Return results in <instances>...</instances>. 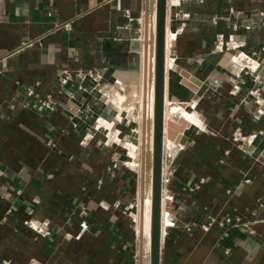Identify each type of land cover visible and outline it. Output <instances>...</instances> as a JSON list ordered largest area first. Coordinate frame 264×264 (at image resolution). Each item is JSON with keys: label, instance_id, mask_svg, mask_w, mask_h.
Wrapping results in <instances>:
<instances>
[{"label": "crops", "instance_id": "obj_1", "mask_svg": "<svg viewBox=\"0 0 264 264\" xmlns=\"http://www.w3.org/2000/svg\"><path fill=\"white\" fill-rule=\"evenodd\" d=\"M167 11L161 264H264V0ZM155 29V0H0V264H150Z\"/></svg>", "mask_w": 264, "mask_h": 264}, {"label": "water", "instance_id": "obj_2", "mask_svg": "<svg viewBox=\"0 0 264 264\" xmlns=\"http://www.w3.org/2000/svg\"><path fill=\"white\" fill-rule=\"evenodd\" d=\"M156 1L155 29V81L153 106V149H152V194H151V236L150 264H161L162 211H163V158H164V124L166 99V23L167 0ZM259 72V70H258ZM264 75V72H261ZM143 118L147 120V96L143 104ZM146 129H144L145 135ZM142 190L140 203V233L143 234L145 178L147 168V145L143 139ZM141 238V242H142Z\"/></svg>", "mask_w": 264, "mask_h": 264}, {"label": "built area", "instance_id": "obj_3", "mask_svg": "<svg viewBox=\"0 0 264 264\" xmlns=\"http://www.w3.org/2000/svg\"><path fill=\"white\" fill-rule=\"evenodd\" d=\"M64 27L66 29L70 28L69 23H66L64 25ZM247 63L246 65L243 67L244 72L249 73V74H253L254 72H256V70L259 68L260 62L252 57H248L247 58ZM258 77V75H256ZM255 76V77H256ZM34 89L31 87L28 89V94L29 95H33L34 94ZM256 92H258V95H260V90L259 88L256 90ZM30 105L37 109V110H41V111H47V110H53L56 108L57 106V102L56 100H54L52 97L50 96H42V97H38L36 100L31 101ZM164 180V177H163ZM240 218H236L235 223H239ZM27 225L31 228H33L34 230H37L41 233H47L48 230V224L46 222L44 223H37L35 221H28ZM27 264H46L45 262L41 261L38 258H31L29 260V262Z\"/></svg>", "mask_w": 264, "mask_h": 264}, {"label": "bare ground", "instance_id": "obj_4", "mask_svg": "<svg viewBox=\"0 0 264 264\" xmlns=\"http://www.w3.org/2000/svg\"><path fill=\"white\" fill-rule=\"evenodd\" d=\"M169 40V39H168ZM152 56V55H151ZM154 62V61H153ZM152 65V64H151ZM170 66V65H169ZM155 72V71H154ZM153 74H155V73H153ZM151 75H152V73H151ZM155 79V78H154ZM128 81H130V80H128ZM151 81V80H150ZM132 82V81H131ZM131 89V88H130ZM133 89H134V87H133ZM145 90V89H144ZM136 91V90H135ZM152 94H151V99H152V102L154 101V98H153V96H154V94H153V92H151ZM143 100V99H142ZM118 102V101H117ZM124 103V102H123ZM129 103V102H128ZM142 106H143V104H142ZM130 107V106H129ZM128 107V108H129ZM152 107H153V103L149 106V109L151 108V111H150V113L152 112ZM167 107V106H166ZM127 108V109H128ZM179 108H180V106H179V104H173V105H171L170 107H169V110H170V112H175V111H178L179 110ZM141 109V108H140ZM139 109V110H140ZM142 110V109H141ZM185 110V109H184ZM180 111V110H179ZM184 113H185V116L189 119V120H193V118H194V116L192 115V114H190V113H188V112H186V111H184ZM180 114V113H179ZM182 114V113H181ZM174 116V115H173ZM183 117V116H182ZM168 120V119H167ZM170 120V119H169ZM168 120V121H169ZM172 120V119H171ZM151 122H152V120H151ZM150 122V123H151ZM189 123V122H188ZM169 124V123H168ZM166 125V124H165ZM152 126V125H151ZM150 126V127H151ZM153 129V128H152ZM168 129H170V128H168ZM181 129V128H180ZM169 131V130H168ZM180 131V130H179ZM174 132H177V131H174ZM175 134V133H174ZM153 135V134H152ZM152 140H153V138H152ZM130 143V142H129ZM127 146V145H126ZM128 146H129V144H128ZM139 147V146H138ZM139 150V149H138ZM137 150V151H138ZM135 154V153H134ZM132 162H133V160H132ZM148 190H149V188H148ZM149 192V191H148ZM150 193V192H149ZM151 202H152V200H151V198L150 197H148V198H146V200L144 201V204H145V207H146V209H144V211L146 212L145 213V216H146V219H145V221H144V224H143V230H144V236L146 237V239H147V242H146V244H147V246H149L150 247V236H151ZM144 207V208H145Z\"/></svg>", "mask_w": 264, "mask_h": 264}, {"label": "rangeland", "instance_id": "obj_5", "mask_svg": "<svg viewBox=\"0 0 264 264\" xmlns=\"http://www.w3.org/2000/svg\"><path fill=\"white\" fill-rule=\"evenodd\" d=\"M153 131V130H152ZM153 132L151 133V138H150V142H149V144L147 145V149L149 148V152H150V158H151V174H150V177H149V192H148V195L146 196V198H148V197H150L151 198V194H152V149H153V140H152V138H153ZM146 198H145V200H146ZM144 207H145V204H144ZM144 209H146V207L144 208ZM145 211H144V220H143V222L145 221V219H146V216H145ZM146 222V221H145Z\"/></svg>", "mask_w": 264, "mask_h": 264}]
</instances>
